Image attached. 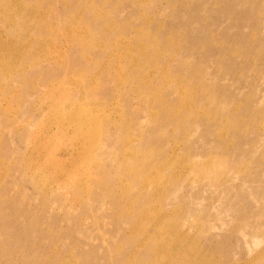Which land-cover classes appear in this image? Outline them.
I'll use <instances>...</instances> for the list:
<instances>
[{"label":"rangeland","instance_id":"1","mask_svg":"<svg viewBox=\"0 0 264 264\" xmlns=\"http://www.w3.org/2000/svg\"><path fill=\"white\" fill-rule=\"evenodd\" d=\"M0 264H264V0H0Z\"/></svg>","mask_w":264,"mask_h":264}]
</instances>
